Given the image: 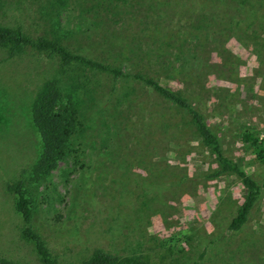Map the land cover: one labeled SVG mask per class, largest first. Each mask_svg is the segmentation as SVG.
Segmentation results:
<instances>
[{"label": "rangeland", "instance_id": "1", "mask_svg": "<svg viewBox=\"0 0 264 264\" xmlns=\"http://www.w3.org/2000/svg\"><path fill=\"white\" fill-rule=\"evenodd\" d=\"M81 2L0 0V26L31 35L72 30L63 41L80 52L104 48L108 63L130 72L171 59L170 77L159 68L149 74L203 113L225 154L259 182L260 198L244 226L230 230L247 187L234 172L211 177L219 166L191 115L130 76L105 73H97L102 111L89 100L70 155L32 180L42 149L32 101L58 62L0 48V253L42 264L23 236L29 224L60 262L78 263L102 247L158 264H264V159L243 140L264 133V0H109L106 9ZM24 169L30 223L6 190Z\"/></svg>", "mask_w": 264, "mask_h": 264}, {"label": "trees", "instance_id": "2", "mask_svg": "<svg viewBox=\"0 0 264 264\" xmlns=\"http://www.w3.org/2000/svg\"><path fill=\"white\" fill-rule=\"evenodd\" d=\"M57 8L69 6L82 1V5L93 2L98 9L109 7V0H47ZM182 20V19H180ZM73 31L61 35L55 32L52 36L46 34L31 35L23 27L0 26V48H4L9 57L19 56L31 50L39 55L54 59L58 62L57 73L46 80L37 91L31 108V117L37 129L41 141V152L37 160L30 167L32 180H39L50 175L59 163L66 160L72 152L71 143L75 135L83 127L82 117L89 111L88 101L92 100L98 111H102L100 104L103 95L99 91V77L97 73H105L113 76V80L124 77H132L158 93L166 101L172 102L176 107L186 110L192 118L193 125L202 141L210 150L219 168L211 174L216 177L224 172H234L244 185L247 193L243 202L239 205L236 214L229 223V229L239 231L248 221L249 215L260 198L261 185L252 178L235 161L228 157L222 149L220 139L206 121L203 113L185 96L180 89L161 82L149 74L150 70L159 68L158 74L170 77L169 71L175 67L173 61L166 59L164 62L155 64L151 58L153 55H143L149 59L148 71L139 68L133 72L125 70L120 64L108 63L105 59L111 57L104 48L95 46V50L78 51L71 42L63 41L73 35ZM62 36V37H61ZM119 49L120 52H123ZM111 52V49H109ZM105 55H108L105 58ZM116 60V59H115ZM171 73V74H172ZM117 85L108 89L109 93L115 91ZM130 96V94H128ZM91 101V102H92ZM127 107H131L132 100H128ZM92 102V103H93ZM121 100L119 104H123ZM85 118V117H84ZM245 142H250L257 148V158L264 159V142L260 141L256 133L245 132ZM28 169L23 170L21 177L6 182V190L17 194L16 208L23 216L25 222L30 223L33 215V204L27 195L25 174ZM23 236L35 243V248L42 264H158L152 263L147 254L122 256L102 247L95 248L89 256L76 263L74 261L60 262L53 258L45 244L42 236L36 232L31 225L22 230ZM0 264H22L19 261L10 259L0 253ZM197 264V263H196Z\"/></svg>", "mask_w": 264, "mask_h": 264}, {"label": "built area", "instance_id": "3", "mask_svg": "<svg viewBox=\"0 0 264 264\" xmlns=\"http://www.w3.org/2000/svg\"><path fill=\"white\" fill-rule=\"evenodd\" d=\"M259 139H260V141L264 142V133H261V134L259 135Z\"/></svg>", "mask_w": 264, "mask_h": 264}]
</instances>
